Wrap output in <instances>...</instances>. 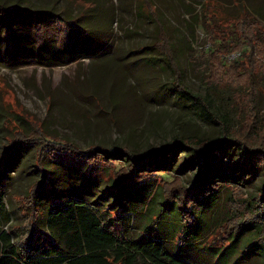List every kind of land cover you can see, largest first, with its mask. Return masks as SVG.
Wrapping results in <instances>:
<instances>
[{
    "label": "rangeland",
    "instance_id": "374dc122",
    "mask_svg": "<svg viewBox=\"0 0 264 264\" xmlns=\"http://www.w3.org/2000/svg\"><path fill=\"white\" fill-rule=\"evenodd\" d=\"M151 1L157 20L145 0H0V155L17 134L34 138L17 145L0 168V192L10 218L3 216L0 228L25 231L32 213L48 208L44 191L37 199L40 206L30 199L41 175V144L35 142L41 134L81 148L98 145L111 151L118 146L140 154L159 152L180 138L233 134L246 135L250 145L264 149V0ZM40 9L59 20L77 17L80 23L70 36L59 22L50 30H33L30 11ZM244 16L248 24L263 25L253 27L261 42L253 59L233 62L236 52L208 53L207 30L238 33ZM203 19L210 21L207 27ZM158 23L168 35L180 84L204 99L209 114L174 90L173 68L155 47ZM71 56L73 61L64 64ZM169 154L167 163L153 171L155 181L127 186L122 197L109 192L111 180L90 181L73 163H47L51 192L60 198L89 194L102 217L112 219L124 236L161 237L191 264H213L216 257L219 264H242L243 249L264 241V210H258L255 199L263 195L264 153L255 164L234 145L208 157V180L218 189L211 200L199 203L184 243L182 213L174 202L165 206L164 195L171 184L188 186L200 166L189 152ZM247 222L251 225L234 234ZM254 251L258 261L253 264H264L262 250L256 246Z\"/></svg>",
    "mask_w": 264,
    "mask_h": 264
},
{
    "label": "trees",
    "instance_id": "16d2710c",
    "mask_svg": "<svg viewBox=\"0 0 264 264\" xmlns=\"http://www.w3.org/2000/svg\"><path fill=\"white\" fill-rule=\"evenodd\" d=\"M145 4L152 11L151 15L157 20L152 1L145 0ZM14 8L15 6H10L7 9L14 10ZM30 12L32 16L31 28L37 31L53 29V26L59 22L64 24L66 29L68 27L66 32L70 36L71 34L68 33H72L73 27L80 23L77 17L70 20L56 19V14L49 9L32 10ZM26 16L28 17V15ZM247 17L241 18L242 20L236 27L238 33H230V31L224 33L225 30L219 29L216 34H211L212 31L207 30L211 35V38H209L211 45L207 48L208 53H211L212 50L225 54L236 52L238 55L232 60L233 62L242 57L253 59L255 51L259 49L261 43L259 42V35L253 27L263 25L259 22L248 24V22H245ZM206 21H208L207 23L210 22L203 19L202 25L207 27ZM45 37L49 39V36ZM155 47L173 68L176 83V85L174 84V90L188 99L191 104L203 107L201 110L199 109L200 113L209 114L204 99L190 93L180 84L177 62L173 56L168 35L161 23H158V36ZM72 57L69 58L70 61H65L64 64L72 62ZM52 63L55 64V62ZM176 78H178L177 82ZM41 135L35 139L38 140L35 142L41 144L38 145L37 151V164L40 167L41 175L40 179L32 185L30 199L32 204L34 202L38 205L39 193L44 191L47 194L48 208L40 209V212L32 210L35 212L32 213L31 222L27 225L25 231L23 230L24 232H17L13 228L10 230L0 228V264L192 263L179 255L180 251L172 253L161 237L154 235L147 237L144 234L136 238L124 236L121 230L116 228L112 219L105 220L102 217L97 202L92 200L89 194L85 197H76L74 194L63 196V198L55 196L52 193L53 191L51 192L52 174L49 167H47L49 163H73V167L82 171L90 181L111 180L112 185L108 187L109 192H115L114 196L122 197L123 189L127 186L143 185L150 179L155 181L157 176L153 171L160 169V166L167 163V153L170 152L169 155L174 157L178 152H189L190 158L195 159L200 166L198 174L188 186H181L179 183L171 184L169 191L166 190L167 193L164 195V205L167 206L174 202L179 212L182 213L180 221L183 230L181 231L180 242L184 243L182 239L186 241L190 227L196 222L199 203L203 200H211L213 191L218 189V184L208 180L207 171L210 167L208 157L219 155L226 146L234 145L239 148L243 158L248 157L255 164L258 162L257 159L260 158L261 153H264V149L260 146L250 145L246 140V135L238 134L229 137L225 135L220 139L209 140L180 138L162 147L159 152L148 150L143 154L118 146L111 151L98 145L81 148L61 140L49 141L44 134ZM33 139L17 134L11 145L1 153L0 168H3L7 163V157L15 152L17 145L26 146L28 143L33 142ZM46 160L48 161L45 163ZM120 162L122 163L115 170L113 165ZM69 167L66 166V168ZM256 197L258 210H264V187L263 195ZM3 199V193L0 192V222L3 216L9 222V214H6L4 210ZM106 205L115 207L111 203ZM114 210L118 212V208H114ZM186 220L190 222H188V226L184 227ZM244 225L251 224L248 222L241 224L234 234L238 235ZM230 233V231L227 232L228 235ZM210 234L207 235L206 241H208ZM205 244L210 245L207 242ZM230 244L231 240L224 247L228 248ZM256 246L262 250L260 252L264 256V241L258 242V244L253 241L243 249L242 258L240 257L242 264H253L258 261L256 258L253 259L254 254H252L255 252ZM218 260V257H216L213 264H219ZM194 264L198 263L194 262Z\"/></svg>",
    "mask_w": 264,
    "mask_h": 264
}]
</instances>
